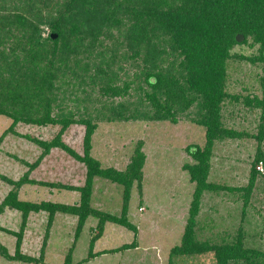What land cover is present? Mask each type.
I'll return each instance as SVG.
<instances>
[{"label": "trees", "instance_id": "obj_1", "mask_svg": "<svg viewBox=\"0 0 264 264\" xmlns=\"http://www.w3.org/2000/svg\"><path fill=\"white\" fill-rule=\"evenodd\" d=\"M50 33L43 36L44 29ZM51 34L57 38L52 40ZM239 36V40L237 37ZM246 46L250 55L233 52ZM245 62L259 69L257 89L246 94L228 90L229 64ZM128 67L136 71L129 77ZM135 99V101H133ZM241 104L258 111L257 153L248 184L228 188L208 181L212 149L217 142L239 135L224 125L226 108ZM233 110V109H232ZM229 111V109H228ZM0 116L10 120L0 136L25 139L36 145L40 156L34 163L16 159L28 169L20 178L0 174L8 188L0 203V215L7 209L21 214L19 232L1 228L15 237L14 254L0 243L2 258L13 262L41 264L47 235L39 258L21 253L24 225L30 215H47L46 230L57 213L77 218L75 238L88 218H96L99 233L90 242L87 259L109 252L93 253L105 224L131 231L134 239L112 252L135 249L137 229L127 212L133 183L141 193L145 154L142 143L123 171L101 168L91 152V139L97 122L176 124L188 119L204 129L203 147L185 148L193 163H186L193 198L179 245L169 253L174 259L213 254L215 264H264V246L250 247L241 228L219 243L199 240L196 217L204 192L230 190L243 192V209L255 187L257 166L264 178V0H0ZM84 127L83 153L77 154L64 141L72 126ZM53 128V137L40 140L20 134L19 128ZM55 128V129H54ZM241 135V134H240ZM242 135H244L242 133ZM56 150L85 167L82 187L34 180L31 172ZM107 179L123 187L119 216L90 207L94 178ZM79 192V203L29 202L19 199L28 186ZM264 221V210L262 214ZM69 252L64 264H70Z\"/></svg>", "mask_w": 264, "mask_h": 264}, {"label": "rangeland", "instance_id": "obj_2", "mask_svg": "<svg viewBox=\"0 0 264 264\" xmlns=\"http://www.w3.org/2000/svg\"><path fill=\"white\" fill-rule=\"evenodd\" d=\"M49 33L50 30L45 28L43 36ZM233 52L250 55L253 51L246 46H238ZM135 71V68L128 67L129 77ZM258 72L257 67L245 62H231L227 86L230 93L244 95L246 92H255L258 87L255 75ZM230 108L229 111L226 108L224 125L239 135L214 145L208 181L228 188H243L248 184L250 169L257 153V141L251 136L257 133L259 113L241 104L233 107V110ZM96 124L90 154L103 169L123 171L130 163L139 142L142 143L141 151L146 159L142 169L141 193L136 187L137 183H133L127 212L128 220L137 229V247L112 252L124 244H130L134 235L123 227L107 223L94 243L92 252L109 253L87 259L90 242L99 233L96 229L97 219L88 218L76 239L77 218L57 213L52 225L46 230L47 215L42 212L40 215H30L25 222L21 253L39 258L44 236L47 235L41 264H64L69 252L72 254L70 264H168L170 250L180 243L193 198L194 184L189 182L187 172L182 170L184 164L193 163L185 148L189 145L203 147L204 129L186 118L176 124L143 121H99ZM9 125L10 120L0 116V136ZM52 129L27 126L19 128L18 132L49 140L53 137ZM83 137L84 127L72 126L66 132L64 141L82 156ZM261 148L264 153V142ZM40 153L36 145L23 138L5 136L0 144V174L20 178L28 168L17 164L16 159L19 163L20 160L34 163ZM261 169L245 209L241 191L204 192L196 217V236L199 240L219 243L224 238L234 236L237 229L241 228L247 246H264L262 165ZM29 174L31 179L37 181L60 182L67 186L82 187L85 183L84 165L56 150L51 151L42 160L40 167ZM7 191L8 188L0 180V203ZM79 195V192H61L36 185H28L19 191V199L35 203L50 201L72 205L79 203ZM89 204L98 212L119 216L123 204V187L96 177ZM21 221V214L13 210L6 209L0 215V227L12 232H19ZM0 243L10 255L14 254V236L0 231ZM0 264L32 263L10 262L0 255ZM173 264H215V260L213 254L208 253L176 258Z\"/></svg>", "mask_w": 264, "mask_h": 264}, {"label": "water", "instance_id": "obj_3", "mask_svg": "<svg viewBox=\"0 0 264 264\" xmlns=\"http://www.w3.org/2000/svg\"><path fill=\"white\" fill-rule=\"evenodd\" d=\"M50 38H51L52 40H55V39L57 38V35H56V34H51V35H50ZM237 40H239V36L237 37Z\"/></svg>", "mask_w": 264, "mask_h": 264}, {"label": "built area", "instance_id": "obj_4", "mask_svg": "<svg viewBox=\"0 0 264 264\" xmlns=\"http://www.w3.org/2000/svg\"><path fill=\"white\" fill-rule=\"evenodd\" d=\"M258 171H262L261 166H257L256 168Z\"/></svg>", "mask_w": 264, "mask_h": 264}]
</instances>
